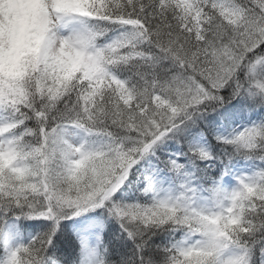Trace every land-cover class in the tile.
<instances>
[{"label":"snow or ice","instance_id":"6c2138e0","mask_svg":"<svg viewBox=\"0 0 264 264\" xmlns=\"http://www.w3.org/2000/svg\"><path fill=\"white\" fill-rule=\"evenodd\" d=\"M0 264H264V0H0Z\"/></svg>","mask_w":264,"mask_h":264}]
</instances>
